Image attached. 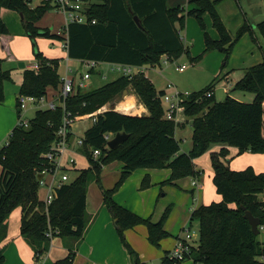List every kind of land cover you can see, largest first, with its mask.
<instances>
[{
    "label": "trees",
    "instance_id": "1",
    "mask_svg": "<svg viewBox=\"0 0 264 264\" xmlns=\"http://www.w3.org/2000/svg\"><path fill=\"white\" fill-rule=\"evenodd\" d=\"M34 0H0V36L10 33L1 16L3 8L16 11L24 17L27 36L33 43V52L39 70L25 69L19 95L43 97L50 90L59 91L63 79L60 74V60L49 59L39 49V38L65 40L61 34L38 25L41 19L56 8L41 1L33 6ZM222 0H193L196 7L170 8L168 0H106L94 4L88 10L89 22H72L67 29V53L69 59L94 60L98 63H117L132 66H157L163 57L174 61L183 53L190 56L185 46L183 31L187 18L194 16L204 31L205 49L191 58L200 61L210 51L219 50L226 54L225 64L240 38L251 32L246 21L233 39L224 24L216 6ZM241 3L243 0H236ZM132 8L133 12H130ZM209 12L219 39H213L207 32L203 15ZM138 16L142 26L134 17ZM93 20L96 23L93 24ZM264 37V21L258 24ZM0 59V104L4 103L5 83L12 79L11 70L2 67ZM92 74L95 70L91 71ZM236 90L255 94L254 101L247 103L232 97L218 101L212 86L191 93L184 102V115L193 127V149L182 152L180 140L176 137L178 123L168 120L167 93L157 90L154 83L144 74L133 77L122 75L106 85L90 90L78 89L66 99V109L72 116L91 114L108 103L123 96L125 92L135 93L148 108V116H132L114 108L98 116L83 137L79 152L88 159L90 168L79 171L74 180L58 190V197L46 208L39 199L38 173L45 164L44 154L50 151L57 139V132L63 123L65 110H37L30 119L28 128L18 125L12 131L9 144L0 149V246L8 237V220L12 213L21 208V234L30 244L39 259L50 250L55 237L65 240L70 253L55 264H73L75 250L84 239L89 226L86 211L88 185L101 180V170L110 161L123 164L122 177L111 190L104 191V203L118 220V233L128 249L133 264H142L139 254L128 242L125 232L138 225L148 228L149 242L160 247L162 240L171 236L165 229L172 206H169L158 222L144 218L125 208L114 200V195L135 171L141 168L171 169V177L163 184H172L182 178L201 179L195 160L210 151L213 145H222L219 152L211 153L214 169L213 182L219 202L203 204L195 209L191 220H198L200 241L192 246L185 260L193 264H264V242L259 240L264 229V172L257 173L253 167L234 170L230 166L229 147H235L238 154L251 152L264 154V63L250 68L245 77L237 82ZM209 93H212L210 96ZM126 133L129 137L117 148L111 149L106 135ZM100 150L95 159L93 153ZM146 176L142 187L151 186ZM194 195V191H192ZM246 211L260 219V233L256 234ZM52 231L53 237L47 234ZM69 240L76 245H67ZM170 252L163 264H182L171 259ZM4 249L0 247V264H4Z\"/></svg>",
    "mask_w": 264,
    "mask_h": 264
},
{
    "label": "rangeland",
    "instance_id": "2",
    "mask_svg": "<svg viewBox=\"0 0 264 264\" xmlns=\"http://www.w3.org/2000/svg\"><path fill=\"white\" fill-rule=\"evenodd\" d=\"M40 1L41 0H34L32 5L36 6L40 3ZM178 1L180 2L182 0ZM175 2H177V0L170 1L171 5L175 4ZM182 2V5L180 6L188 8L186 5L187 0H183ZM188 3L195 4L193 0H190ZM216 9L233 39H235L238 30L244 24L246 19H248V23L251 25L252 29L251 32L244 34L240 38L238 43L235 45L226 64V54L219 50L207 52L200 61H192L191 58L200 55L204 51L205 37L204 32L202 31L196 18L194 16H189L187 18V23L189 26L188 32H190L194 36V40H191L192 38H187L184 43L186 47L190 48V56L186 53H183L180 58H177L174 61H169L168 63H166V60L168 58L164 57L165 60L163 61L164 58L162 59V65H157L155 67L145 65L142 67L146 75H149L151 77V80L155 82L156 88L159 90L163 87V89L167 90V94L175 95L177 92L193 93L201 91L202 89H205L209 86H212L213 90L216 93V99L218 101H224L227 97H232L239 101L250 103L254 101L255 94L236 90L235 88L237 82H239L245 77L246 72L250 68L264 63V37L258 28V24L264 21V0H243L241 3H238L236 0H222L217 4ZM220 9L223 13V16L221 15ZM189 19L194 22V25L192 23L189 25ZM203 19L208 33L210 29H213L216 33H218L217 29L213 25V19L209 12H206L203 15ZM63 22L64 15L59 12V10L54 8L41 19L39 24L47 25V27L51 31L55 29L65 32V30L62 28ZM19 27L20 30L19 28H17L16 25H11V32L16 33V31L22 30L23 23L21 19ZM186 31L187 29L185 28V30L183 31L184 36H186ZM15 36L16 47L13 46V48L14 50H17L20 53V57H18V53L16 51L15 53L14 50L11 49L10 54L8 53V49L6 47L2 49L0 47V52L7 53V56L2 59V67L5 70H11L12 75V79L5 83V101L4 103L0 104V149L5 146L6 142L9 140L10 133L18 123L19 116L18 112L15 109V101L16 97L20 94V88L24 80L25 72V68H20V63L25 62L27 66H29L30 64L37 63L33 52V43L31 39L27 36L25 31L23 33L20 32V35ZM210 36L212 37L213 35L210 34ZM38 41H43V44H41V42L39 44ZM37 43L39 49L45 55L49 54V56H55L56 58H60V74L62 78H66L67 68H71L74 71L73 73L69 74L71 75V77H74L75 74L79 75V73H84L85 71H87L83 66H81V64L77 60H67L68 57L64 54V50L66 51V49L62 48V46L65 44V40L59 41L39 38L37 40ZM11 55L13 57H16V59L11 58ZM181 65H187V68L184 71H180L178 69V66ZM103 75L105 77H102ZM120 76H122L121 73L113 71L112 66L110 64H100L96 68L95 72L92 74L91 79L88 81L87 89L85 90L100 88L106 85L107 83L118 79ZM228 81L234 83L232 87L229 85ZM168 83L173 84L174 88H168ZM122 100L123 96H119L116 100L107 104V108L111 107V109H115L116 107H119L120 103H122ZM131 101L132 99H130L128 102ZM167 104L166 108H168ZM36 109L37 108L34 106H29V110L26 113V118L31 119L32 117H34ZM177 118L178 127L176 130V137L178 138V140H180L182 148L181 151L184 153H188L193 149V127L191 124V120L187 119V117L184 115V112H180ZM183 118L184 120L186 118L189 122L184 128L179 127V125H181L182 123L181 120ZM92 124V119H85L75 123L73 125V135L75 136V138H83L88 129L92 126ZM2 133H5V138H3L4 136ZM216 146L222 147V145L220 144L213 145L210 151L200 157L201 159L198 158L195 160L196 168L203 172V176L200 179V187L194 190V195L196 198L198 194L202 192L201 197L198 198V203L201 204H207L208 202L215 201L214 197L218 195L217 191L215 190L213 178L211 180V183H209L207 180L206 172L209 170L212 173L214 172L211 162V151ZM70 154L73 155L77 161L76 170L68 171V173L70 174L71 181L78 177L79 171L89 169L90 163L88 159L77 155L76 152H71ZM261 158H264V154H255L251 152L238 154V150L233 158L230 157V155L228 157V159L231 160V168L238 171L244 170L250 166H255L258 171H264V162ZM122 166V162L119 160L110 161L109 163L105 164L101 170V180L99 182L97 180H93L89 183L87 192L88 200L86 207V211L88 214L90 213L91 206H98L102 199L104 202V191L115 188V186L122 177ZM140 170L158 173L160 171L164 172L163 170H170L171 172V169L141 168ZM132 175L133 173L128 177V179L131 178ZM147 176L151 179L150 175ZM128 179L120 187L118 192L122 188L127 186V191L131 193L134 197V204L139 201L140 198L146 196V198L151 201V208H149L151 212L148 217H150L151 215L156 217L159 210L163 209V211H165L166 207L171 205L172 212H175L173 215L171 213L172 216L170 215L171 218L169 217L168 219L170 221V224L172 225V228L174 229L175 227H178L179 231L181 230L182 235H186V232L192 233L193 238L191 239V243L195 246L199 245V222L196 219L190 221V215H192L193 212V210H191L190 208H195L197 206V201L196 199H193V193L191 191V188L186 184L187 181L189 182L190 179L193 180L194 178L186 177L180 179V182H184V187H179L176 183L163 184L162 182L156 186L151 185L147 188L142 187V178H139L137 180ZM136 182H139L138 186H136ZM152 188H155V190ZM144 191H146L147 193ZM38 193L41 197H43V192L41 193V190H39ZM132 196L131 199H133ZM218 198L219 195L216 199ZM186 200H190V208L185 207L187 203ZM259 240L264 242V229L260 233ZM64 241L65 240L61 237L54 238V247L52 246V249L55 250V255L58 253V246L64 244ZM165 241L167 242L168 240ZM155 248L161 250V247ZM153 250L156 249L153 248ZM192 261V259H187L183 261L182 264H192ZM154 262V264H163V258H159L158 260L155 259ZM148 264L150 263L148 262Z\"/></svg>",
    "mask_w": 264,
    "mask_h": 264
},
{
    "label": "crops",
    "instance_id": "3",
    "mask_svg": "<svg viewBox=\"0 0 264 264\" xmlns=\"http://www.w3.org/2000/svg\"><path fill=\"white\" fill-rule=\"evenodd\" d=\"M170 1L171 0H168V6L170 8L180 6V5H182V3H184V2H182L183 0L180 2L177 0V2H175V4L171 5ZM189 1L190 0H187V2H186L187 4L185 3L188 7L187 11L196 7L195 4H192V3L189 4L188 3ZM228 1H231V0H228ZM220 12H221V15L223 16L221 9H220ZM1 16L9 28L10 34L0 36V47H1V49L6 47L8 49V53L11 54V52H10L11 49L14 50L13 46L16 47L15 46L16 36L15 35H20V32L23 33L24 31L26 33V30H25V27L23 24L21 31H16V33L11 32V29H12L11 25H13V24L16 25L17 28H19V30H20V27H19L20 19L23 23V19L18 12L3 8L1 10ZM238 16H240V15H238ZM246 20L248 21V19H246ZM246 20H245V22H246ZM64 23H65V16H64L63 24ZM191 23L194 25V22L191 19H189V25ZM63 24H62V26H64ZM38 25L40 27H43V28H48L47 25H45V24L41 25L38 23ZM186 26H187L186 27V29H187L186 36H184V34H183L184 41L187 38H189V39L192 38L191 40H194L193 39L194 36L190 32H188V30H189L188 23ZM53 32L61 34L62 36H64V34L62 33L61 30H55L54 29ZM210 34L213 35L212 36L213 39H219V37H220L219 33H216L213 29L212 30L210 29L209 35ZM40 42H41V44H43V41H38L39 44H40ZM62 48H63V46H62ZM15 51L18 53V57H20V53L17 50H14V52ZM64 54L68 57L67 51L64 50ZM46 55L45 56L48 57L49 59H60L58 57L56 58L55 56H49V54H46ZM6 56H7V53L0 52V59H3ZM11 58L16 59V57H13L12 55H11ZM68 59H69V57L67 58V60ZM164 60H165V58L163 59V61ZM77 61L79 62V60H77ZM34 64H36V63H34ZM34 64H30L29 66H27V64H26L25 69H30V67L33 66ZM226 74H228V73H226ZM146 76L151 80V77L149 75H146ZM102 77H105V76L103 75ZM153 83L155 85V82H153ZM228 83L231 87L234 84L230 81H228ZM168 84H167V86H168ZM160 90H164L165 92H167V90L163 89V87H162V89H159V91ZM57 94H58V91L50 90L48 97L57 98ZM214 95L216 97L215 91H214ZM18 96L16 97V101H15L16 111H17V98H18ZM130 99H132V101L128 102ZM106 107H108V105H106ZM115 110L118 112L127 114V115H132V116H148V115H150L148 108L140 101L139 97L135 93H133L132 91H130V93H124L122 103H120L119 107H116ZM181 122L182 123H181V125H179V127H183V128L186 127L187 123H189L186 118H185V120L183 118L181 120ZM2 134L4 136L3 138H5V135H4L5 133H2ZM222 147L216 146L211 152H219L222 149ZM229 150L231 153L230 157L233 158L237 152V149L234 147H229ZM77 155L82 156L79 153H77ZM82 157L85 158L84 156H82ZM261 159L264 162V158H261ZM76 166H77V163H76ZM252 167L255 168V171L257 173L264 172V171H258L255 166H252ZM122 168H123V166H122ZM75 170H76V168H75ZM163 171L164 172L160 171L158 173V172H148L145 170L142 171L139 169V170L133 172L132 177L129 179L130 180H132V179L137 180L139 178H142V181H143V179L147 175H150L152 186H156L162 182L167 181L171 176L170 170H163ZM206 172H207V180L209 183H211L212 178H214V172L212 173L210 170L206 171ZM191 180L192 179H190L189 182L187 181L186 184L188 186H190L191 191H194L200 187V179H198V180L193 179L192 181ZM194 182H198L199 185H195ZM175 183L178 184L179 187L180 186L184 187V182H180V180L179 181L177 180ZM138 184H139V182L138 183L136 182V186H138ZM152 189L155 190V188H152ZM39 190H41V193L43 192V197H41L38 193L39 199L43 200V198L45 196V190L43 188L39 189ZM151 190H149V191H151ZM215 190H216V188H215ZM144 192H146V191H144ZM137 194H139V193H137ZM201 195H202V192H200L198 194L197 198L195 197V195L192 196L193 199L194 200L196 199V201H197V206L195 208L192 209L190 200H186L187 203H186L185 207L186 208L191 207L190 209L194 211L199 206L203 205L201 203H198L199 202L198 198L201 197ZM218 195L214 197L215 201H213V202H219L222 200V197L220 195H219V198L216 199L218 197ZM131 196H132V194L127 191V186H125L115 195V200L118 204L124 206L125 208L137 213L138 215H140L144 218H150L151 217L153 222H158L161 219L163 213L165 212V211H163V209L158 211L156 217H154L152 215L150 217H148L150 212H151L149 209V208H151L150 207L151 201L148 200L146 198V196H144L143 198H140V200L134 204V197L132 196L133 199H131ZM87 200H88V198H87ZM210 203H212V202H208L207 204H210ZM168 207L169 206H167L166 209ZM171 213L173 215L175 212L173 211ZM88 215L90 218L89 226L87 228V231L85 233L83 241L79 245L78 249L75 250V257H74L73 264H133L130 253L123 246V243L120 239V236H119L118 230H117L118 228H117V226H115V219H114L111 211L104 205L103 199L101 200V202L98 206H91V210H90V213ZM21 219H22V210H21V208H18L17 210H15L12 213V215L10 216V218L8 220V237L3 241V243L0 246L1 248L4 249V256H5L4 264H55L58 260H62L68 256L70 251H69V248L65 245L66 244L65 241H64V244H61L58 246V248H57L58 253L55 255V250L52 249V246L54 247V243H53L54 239H53L51 242L50 250L46 254L42 255L39 259H37V256L35 255L34 250L32 249L30 244L26 241V239L21 234ZM144 226L145 225H143V226L138 225V227L135 226L134 228L128 229L125 232V235H126L128 242L131 244L133 249L139 254L142 264H148V262L150 264H154L155 259H157V260L159 258L164 259V257L175 248L177 241L180 238L185 237V234L182 235L181 230L179 231L178 227H175L173 229L172 225L170 224V221L168 220L166 222L165 229L171 234V236H170V238L168 237L169 239L166 238V239L162 240L161 246H160L161 250H160V249L155 248L156 246L152 245L149 242L148 228L146 226H145L146 227L145 228ZM165 240H168V241L166 242ZM73 244L76 245L77 242L69 240V242L67 243V245H69V246H71ZM192 246H195V245L192 244ZM153 248L156 250H153ZM41 259H42V261H41Z\"/></svg>",
    "mask_w": 264,
    "mask_h": 264
},
{
    "label": "built area",
    "instance_id": "4",
    "mask_svg": "<svg viewBox=\"0 0 264 264\" xmlns=\"http://www.w3.org/2000/svg\"><path fill=\"white\" fill-rule=\"evenodd\" d=\"M51 3L56 7L59 12L65 16V23L63 29L65 32L62 33L65 36V44L63 48L67 51V29L70 23L76 22L80 24H85L89 22L88 10L94 4L104 3L106 0H41ZM40 1V2H41ZM96 20H93V24ZM169 60H166L168 63ZM81 66H83L87 71L84 73L75 74L74 77L69 75L73 73L71 68H67L66 78H62L63 82L61 88L58 91L57 98H50L48 95L43 97H35L31 95H19L17 98V112H18V123L20 127L28 128L30 126V118H26V113L29 110V106L36 107L37 110H53L55 111L58 107H63L65 110L64 120L57 132V139L53 143L49 152L44 154L45 164L43 169L39 171L38 175H42V179L39 180V189L45 190V196L43 202L48 208L53 201L58 197V190L62 188L67 182L70 181V174L68 171H74L76 168V158L71 155V152L79 153L78 148L83 145V138H75L73 135V125L85 119H92L93 123L97 122L98 116L104 112L111 109L107 108L106 105L94 113L86 115L72 116V113L66 109V99L76 92L78 89L85 90L88 86V81L92 77V70L103 63H98L94 60H79ZM112 70L115 72H120L121 75L133 77L135 74L146 75L143 67H135L126 64L112 63ZM38 63L30 67L31 70H39ZM187 68L186 65H181L178 67L180 71H184ZM147 77V76H146ZM168 88H174V85L169 83ZM191 93L177 92L175 95L165 94L163 97L164 102H166L168 108L166 111V118L168 120H174L178 122V114L184 112L183 102ZM212 93H209L210 96ZM12 132L9 135L11 137ZM110 142L115 138L114 134H109L105 136ZM9 144V140L5 145ZM109 146V145H108ZM100 150H95L93 157L97 159L100 156ZM82 155V154H81ZM84 156V155H82ZM85 157V156H84ZM86 158V157H85ZM61 174V175H60ZM38 177V176H37ZM195 185H199L198 182H194ZM50 238L53 237L52 231L50 230L47 234ZM193 238L192 233L186 232L184 238H180L177 241L175 248L170 252L169 257L174 260L183 261L186 254L191 252Z\"/></svg>",
    "mask_w": 264,
    "mask_h": 264
},
{
    "label": "water",
    "instance_id": "5",
    "mask_svg": "<svg viewBox=\"0 0 264 264\" xmlns=\"http://www.w3.org/2000/svg\"><path fill=\"white\" fill-rule=\"evenodd\" d=\"M129 10H130V12H133L132 8H130ZM20 15H21L22 19L24 20L23 15H22V14H20ZM134 19H135V21L137 22V24H138L139 26H142L141 20H140V18H139L138 16H135ZM25 65H26L25 62H21V63H20V67H21V68H25ZM125 93H127V92H125ZM128 137H129V135L126 134V133H119V134H117V135L115 136V138L112 139V140L109 142V146H110V148H111V149H115V148H117V147H118L123 141H125ZM42 177H43L42 175H38V179H39V180H41ZM245 218L249 220L250 224L252 225V228H253L254 232H255L256 234H259V233H260L259 226H260V224H261L260 219L257 218V217H255V216L252 214V212H250V211H246V213H245ZM115 225L118 226V220H117V219L115 220Z\"/></svg>",
    "mask_w": 264,
    "mask_h": 264
}]
</instances>
